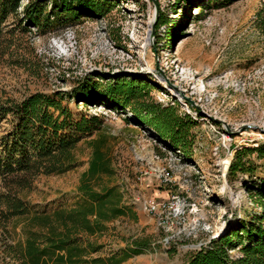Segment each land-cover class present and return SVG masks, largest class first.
<instances>
[{
	"label": "rangeland",
	"instance_id": "374dc122",
	"mask_svg": "<svg viewBox=\"0 0 264 264\" xmlns=\"http://www.w3.org/2000/svg\"><path fill=\"white\" fill-rule=\"evenodd\" d=\"M223 2L119 0L102 17L52 21L26 33L16 29L0 44V103L35 91L70 90L93 72L110 76L92 77L101 86L113 83L114 74L136 75L154 83L138 99L176 100L180 112L186 103L196 121L194 143L185 154L166 146L148 127L127 121L130 110L110 108L106 97L70 102L75 112L103 115L99 134L106 139L113 173L100 182L116 184L123 204L134 211L90 238L103 244L90 257L139 249L119 264H184L210 238L246 223L257 211L251 188L264 180V160L251 154L254 174H242L233 183L226 171L238 149L264 143V31L256 22L264 0ZM159 19L164 23L156 27ZM6 24L12 28V18ZM180 64L193 75L184 77ZM5 127L0 123V134ZM87 140L75 151L74 168L37 176L19 196L39 211L74 206L82 199L77 186L90 157ZM160 168L169 173L167 184ZM171 195L178 196L183 212L161 227L143 202ZM4 208L0 203V211ZM28 227L26 217L6 220L0 213V264L9 260L4 246L22 240Z\"/></svg>",
	"mask_w": 264,
	"mask_h": 264
},
{
	"label": "trees",
	"instance_id": "16d2710c",
	"mask_svg": "<svg viewBox=\"0 0 264 264\" xmlns=\"http://www.w3.org/2000/svg\"><path fill=\"white\" fill-rule=\"evenodd\" d=\"M222 1L229 5L237 0ZM118 2L27 0L23 4L22 0H0V44L16 29L26 33L31 27H48L52 21L58 24L82 17H102ZM9 18L12 28L6 24ZM256 22L264 31V7L256 12ZM162 23L163 19H159L156 27ZM93 76L110 77L93 72L85 74L70 90L35 91L19 100L0 103V123H7L0 134V182L6 188L0 192V203L5 207L0 213L6 220L26 217L29 223L22 240L4 246L9 257L5 264H119L139 251L107 258L90 257L103 246L90 238L104 234L108 222L134 216V211L123 204L116 184L100 182L102 176L113 173L106 139L99 134L104 125L103 115L75 112L69 105L72 100L93 103L106 97L110 108H128L132 119H125L148 127L166 146L185 154L192 149L196 121L191 114L179 111L176 100L162 103L138 99L154 88L153 82L141 76L123 78L114 74L113 83L101 86L92 81ZM85 138L90 157L77 186L81 200L72 207L39 211L19 196L37 176L61 174L74 168L78 164L75 151ZM251 154L264 160V143L235 152L226 171L229 183L242 174H254L257 165L251 161ZM251 192V202L257 208L251 218L210 238L184 264H264V180L255 183Z\"/></svg>",
	"mask_w": 264,
	"mask_h": 264
},
{
	"label": "built area",
	"instance_id": "2783aa9c",
	"mask_svg": "<svg viewBox=\"0 0 264 264\" xmlns=\"http://www.w3.org/2000/svg\"><path fill=\"white\" fill-rule=\"evenodd\" d=\"M180 73L185 74L184 77H188L193 75L191 70L188 68H184L181 64L179 65ZM174 103V102H171ZM181 111L187 112L191 114L188 105L185 103L183 107H181ZM159 177L161 181L167 184L170 181L169 173L166 168H160ZM144 209L152 214L156 219L158 224L161 227H165L168 223H172L173 220L178 219L182 214V207L178 196L171 195L168 199H156V198H148L143 202Z\"/></svg>",
	"mask_w": 264,
	"mask_h": 264
}]
</instances>
